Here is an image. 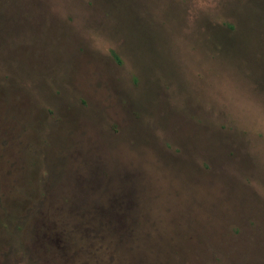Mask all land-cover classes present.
Returning <instances> with one entry per match:
<instances>
[{
	"label": "rangeland",
	"instance_id": "rangeland-1",
	"mask_svg": "<svg viewBox=\"0 0 264 264\" xmlns=\"http://www.w3.org/2000/svg\"><path fill=\"white\" fill-rule=\"evenodd\" d=\"M73 7L111 57L47 0H0V264H264V165L241 179L253 160L188 74L264 97V0Z\"/></svg>",
	"mask_w": 264,
	"mask_h": 264
},
{
	"label": "clouds",
	"instance_id": "clouds-1",
	"mask_svg": "<svg viewBox=\"0 0 264 264\" xmlns=\"http://www.w3.org/2000/svg\"><path fill=\"white\" fill-rule=\"evenodd\" d=\"M191 2L198 12L210 17L219 7V0H214L210 6L204 0ZM47 4L49 12L68 22L90 51L111 57L113 51L117 50L116 41L106 29L92 22L89 11L74 10V0H47ZM188 74L197 84L205 111L211 113L214 119L227 124L241 137L248 156L253 160V173L241 179L245 182L258 180L260 175L256 169L264 165V97L258 96L251 88L226 73L206 76L202 69L190 67Z\"/></svg>",
	"mask_w": 264,
	"mask_h": 264
}]
</instances>
